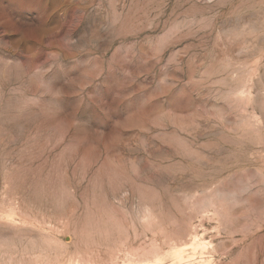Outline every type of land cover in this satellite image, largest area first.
I'll list each match as a JSON object with an SVG mask.
<instances>
[{
	"label": "rangeland",
	"instance_id": "374dc122",
	"mask_svg": "<svg viewBox=\"0 0 264 264\" xmlns=\"http://www.w3.org/2000/svg\"><path fill=\"white\" fill-rule=\"evenodd\" d=\"M0 264H264V0H0Z\"/></svg>",
	"mask_w": 264,
	"mask_h": 264
}]
</instances>
